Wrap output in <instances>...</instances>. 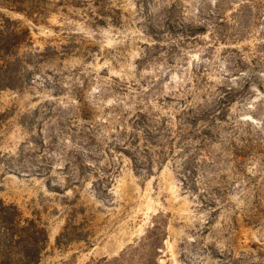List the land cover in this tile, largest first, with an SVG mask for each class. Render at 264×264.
I'll list each match as a JSON object with an SVG mask.
<instances>
[{
  "label": "rangeland",
  "instance_id": "rangeland-1",
  "mask_svg": "<svg viewBox=\"0 0 264 264\" xmlns=\"http://www.w3.org/2000/svg\"><path fill=\"white\" fill-rule=\"evenodd\" d=\"M237 3L0 0V14L29 33L24 56L32 62L34 80L23 89L0 91V146L19 126L24 143L36 149L20 168L0 174V201L43 231L39 264H246L253 259L264 264V244L258 242L264 239V188L257 185L258 176L246 172L249 160L264 165V137L253 135L250 125L241 144L229 135H239L233 131V107L246 106L257 94L264 97V2L248 0L233 10ZM190 21L202 29L184 39L181 27ZM205 44L210 47L201 59L208 64L193 68L192 84L185 85L192 93L179 99L160 95L171 73L159 80L145 75L155 72L160 53H165L163 70L179 77L187 66L181 50ZM221 45L219 60L229 76L216 84L209 76L217 70ZM69 74L83 85L64 87ZM97 84L101 92L89 101ZM65 96V102L78 101V111L58 106ZM108 98L117 103H100ZM209 98L211 104L197 102ZM256 107L264 110V99ZM166 111L177 122L175 135ZM145 131L151 142L142 139ZM63 137H70L73 147L63 145ZM216 144L230 159L216 153L201 162ZM61 161L64 167L57 171L64 174L63 183L52 174ZM228 164L233 177L246 181L242 187L252 190L245 208L228 202L239 182L221 171ZM14 173L37 194L21 200L10 192ZM221 233L223 252L217 247ZM210 235L217 239L206 244Z\"/></svg>",
  "mask_w": 264,
  "mask_h": 264
},
{
  "label": "clouds",
  "instance_id": "clouds-1",
  "mask_svg": "<svg viewBox=\"0 0 264 264\" xmlns=\"http://www.w3.org/2000/svg\"><path fill=\"white\" fill-rule=\"evenodd\" d=\"M248 0H239V3L235 4L233 6V10L238 8L240 4L247 3ZM264 2V0H262ZM206 3L211 4L213 7L217 4V0H206ZM158 10V9H157ZM185 15H194V12L188 13L186 12ZM22 18V17H21ZM205 40H207L206 37H204ZM210 47V45L205 44L204 47H189L187 50H181V59L187 58L185 60L186 67L183 68V74L179 77L175 75L174 72H172L171 69H168L167 71L163 70L165 68V53H160L161 63L156 66L155 72H158L159 74L156 75L154 73H145V75H153L155 80L162 79L163 76L169 75V80L162 85L164 91L160 93V95H169V94H175L177 96V99L181 98L182 96H187L192 93V89L188 88L185 89V85L192 84V81L194 77L191 75V70L193 68H197L200 64H208L207 60H202L201 57L203 56L206 49ZM225 47V45H221L216 49V57H217V70L209 76V79L214 81L216 84H219L222 80H224L225 77L229 76V73L225 71V62L219 60V54L222 48ZM129 73H131V69H129ZM223 74V75H221ZM246 72L240 73V76H246ZM262 76H264V73H261ZM128 78H131L129 75ZM37 80L40 79V76L36 77ZM236 79H232L231 83L233 86H235ZM64 87L71 88L73 84L83 85V81L79 80L77 77L76 79H73L72 75L69 74V76L64 77ZM177 89H179V93L177 92ZM129 91H131V88H129ZM144 92H148L149 89L145 88L143 89ZM212 91L215 92V88H212ZM253 92H256V88H252ZM101 92V86L99 84L95 86H91L90 91L87 94V99L91 101L92 97L97 95ZM15 95V94H13ZM264 99V97L259 96L257 94V99L251 101L246 106H241L240 109H237L236 107H233L232 109V115L236 117L234 124L235 128L233 131H239V135H232V133H229L231 135L232 139L236 141L237 144H241V136L247 135V133L244 132V127L251 126V132L253 135L256 133H259L261 137H264V110H258L257 100ZM68 98L65 96L64 100L60 101L58 106L63 109H69L70 107L73 109V111H78L79 105L78 101L76 99H72L70 102L67 101ZM199 103H207L211 104L212 99L209 98L206 102L205 101H197ZM100 103L104 106H112L117 101L112 98H108L106 100L100 101ZM36 105H31V107H35ZM155 107V105H153ZM182 110V109H179ZM255 113V115H253ZM165 115L169 116V122L168 127L172 130L173 134L175 135V128L177 122L172 119V112L166 111L164 113ZM69 115H72V113H69ZM103 119V118H101ZM83 124V121H81V125ZM112 131H116L115 128L112 129ZM128 131H131L130 128H128ZM12 136L8 138V143L4 146H0V174H6L8 170L12 168H20L21 167V161L23 160L24 163H27L26 154L29 152H34L36 149L31 144H25L24 141L26 139L25 136L21 135L19 126H13L11 129ZM62 144L65 145L67 148L73 147L70 141V137H63L62 138ZM23 145V148H22ZM216 153H220L222 156H225L226 158L230 159V153H226L224 149L221 147L220 144H216L212 146V149L207 156H201L200 160L201 162L209 160L210 156L215 155ZM143 159V157H142ZM173 161L170 159L169 164L165 165V168L171 166V163ZM153 163H155V159H153ZM64 162H57L53 166V175L59 176L61 183H63L64 180V174L61 172H58L57 170L63 169ZM223 173H226L229 175V179L235 180L239 179V182L235 184V188H233L229 194H228V202L230 204H234L237 209H242L247 206V203L250 202L252 199V190L251 188H243L242 185L246 183V181L242 177H233L232 176V167L231 164H228L227 167L221 170ZM246 172L248 176L250 177H259V179L256 181L257 185H260L262 188H264V184H261V181H264V165L260 164L259 159L249 160L248 165L246 167ZM18 174L14 173L12 177H10V180L12 183L9 184V191H14L21 200H24L26 196L36 195L37 189H28L27 184L21 185L17 180L16 176ZM7 182V181H6ZM88 188H91V182L87 185ZM177 186V190H178ZM47 194V193H45ZM69 196L72 195L71 192L68 193ZM243 197V199H242ZM219 203V201H218ZM36 205H33L35 207ZM195 220H200V217H195ZM201 223L204 221L200 220ZM15 223V220L13 221ZM150 226V225H149ZM220 225H217V228H220ZM220 242L217 244V247L223 252L225 251V244L222 240V233L220 234ZM187 239L191 243L193 240L192 236H188ZM217 239V237H213L212 235L209 236L208 240L206 241V244L213 243V241ZM259 243L264 244V239H261L258 241ZM43 241H35L31 239L28 236V233L22 232V231H15L13 232L11 226H9L7 223L0 221V264H38L37 261H30L29 257L26 255L27 250L29 249H36L38 250L42 246ZM237 259H243L240 257V254H236ZM246 264H256V260L253 259L251 261H247Z\"/></svg>",
  "mask_w": 264,
  "mask_h": 264
},
{
  "label": "trees",
  "instance_id": "trees-1",
  "mask_svg": "<svg viewBox=\"0 0 264 264\" xmlns=\"http://www.w3.org/2000/svg\"><path fill=\"white\" fill-rule=\"evenodd\" d=\"M14 26L8 18L0 14V91L11 90L16 87L23 89L34 83V80L30 79L29 73L32 62L24 56L25 48L31 41L29 33L22 28H15ZM201 29L198 23L190 21L187 26L181 27V35L184 39H188L193 34L200 32ZM183 112L187 113V115L191 113L190 109L187 108H184ZM3 124L4 121L0 118V130ZM151 136L150 133L145 131L141 137L147 142L146 139ZM151 140L152 137L150 138V142ZM149 145L151 146V143ZM14 220L15 223H13ZM0 221L11 226L13 232L17 230L26 232L31 239L45 242L44 233L41 229L34 227L33 222L21 220L18 210L13 206L5 205L2 201H0ZM40 251L41 248L38 250L29 249L26 255L30 261L38 260L39 264Z\"/></svg>",
  "mask_w": 264,
  "mask_h": 264
}]
</instances>
